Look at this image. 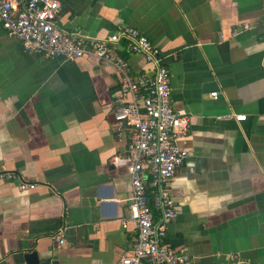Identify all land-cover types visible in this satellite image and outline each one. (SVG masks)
<instances>
[{
    "label": "crops",
    "instance_id": "crops-1",
    "mask_svg": "<svg viewBox=\"0 0 264 264\" xmlns=\"http://www.w3.org/2000/svg\"><path fill=\"white\" fill-rule=\"evenodd\" d=\"M59 1L67 31L108 39L135 26L164 53L172 106L190 121L178 144L191 153L170 180L177 216L165 242L188 246L198 264H264L262 0ZM111 45L132 77L152 73L124 41ZM120 86L98 54L44 57L0 24V161L37 183L0 181V264H122L132 252L137 230L121 222L131 179L113 162L131 133L113 116ZM60 227L64 243L53 238Z\"/></svg>",
    "mask_w": 264,
    "mask_h": 264
},
{
    "label": "built area",
    "instance_id": "built-area-1",
    "mask_svg": "<svg viewBox=\"0 0 264 264\" xmlns=\"http://www.w3.org/2000/svg\"><path fill=\"white\" fill-rule=\"evenodd\" d=\"M60 10L59 0H0V24L9 35L18 37L28 52L69 60L96 53L117 67L121 86L113 116L119 128L129 126L131 133L126 154L114 156L113 162L126 165L131 179L130 211L121 219L122 225L127 227L131 221L137 230L132 252L122 256L121 263L198 264L188 246L174 247L164 240L168 225L177 216L170 180L191 153L178 144L190 121L172 106L171 74L162 49L135 26H124L108 39L67 31L58 22ZM119 41L131 52L142 54L153 65L152 73L132 77L128 61L110 54L111 44ZM211 95L217 97L218 92ZM236 118L243 120L246 115L237 114ZM1 180L15 183L21 190L37 185L0 161ZM53 238L64 243L65 227L58 228ZM231 258L221 264H252Z\"/></svg>",
    "mask_w": 264,
    "mask_h": 264
},
{
    "label": "water",
    "instance_id": "water-1",
    "mask_svg": "<svg viewBox=\"0 0 264 264\" xmlns=\"http://www.w3.org/2000/svg\"><path fill=\"white\" fill-rule=\"evenodd\" d=\"M26 258L31 263H37L38 262V254L35 251H31L26 253Z\"/></svg>",
    "mask_w": 264,
    "mask_h": 264
}]
</instances>
